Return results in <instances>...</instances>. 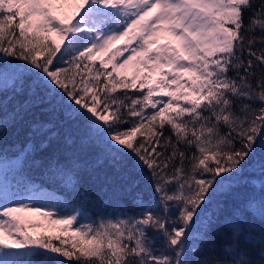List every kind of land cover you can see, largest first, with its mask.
I'll return each mask as SVG.
<instances>
[{"label": "snow or ice", "instance_id": "snow-or-ice-1", "mask_svg": "<svg viewBox=\"0 0 264 264\" xmlns=\"http://www.w3.org/2000/svg\"><path fill=\"white\" fill-rule=\"evenodd\" d=\"M0 97V264H264V0H0Z\"/></svg>", "mask_w": 264, "mask_h": 264}, {"label": "trees", "instance_id": "trees-1", "mask_svg": "<svg viewBox=\"0 0 264 264\" xmlns=\"http://www.w3.org/2000/svg\"><path fill=\"white\" fill-rule=\"evenodd\" d=\"M98 67V62L96 64ZM2 98V97H0ZM30 120H44L46 117H44L39 111H36L34 115H32ZM27 125H25L24 129L20 131L19 135H16L15 133H10L7 143L0 145V162H3L5 160L11 161L16 158L18 155V150L22 149L27 138ZM7 149L5 152L4 149ZM264 154L261 152V149L258 147L256 151V159H259L261 155ZM82 157L85 159H91L92 153L86 152L81 153ZM253 171L252 168H246L243 176H248L249 173ZM24 175L29 180V182L37 187L42 188L44 191L54 194L56 197L63 199L65 196L68 195V193L65 192L63 187L60 185L51 182L47 176L43 173L42 170L37 169H30L27 165L24 166ZM256 187H242L238 189V194L235 198H233L231 201L225 202V212L230 210L232 206H235V204L242 200H248L252 196H259V181L257 180L255 182ZM86 187L88 188L89 193L93 196V204L89 205L85 210L88 212L91 216L95 217L98 212L100 211H107L108 213L113 212H121V211H130L131 205L130 202L124 198L122 200H113L110 204L107 206L105 205V201L107 200V197H105V200L102 201L100 199V193L98 186L94 185L91 179L87 180ZM60 259H65L63 257H60ZM65 264H69L65 260Z\"/></svg>", "mask_w": 264, "mask_h": 264}, {"label": "rangeland", "instance_id": "rangeland-1", "mask_svg": "<svg viewBox=\"0 0 264 264\" xmlns=\"http://www.w3.org/2000/svg\"><path fill=\"white\" fill-rule=\"evenodd\" d=\"M65 10L68 11V12L71 11L70 8H66ZM126 55H128V53H125V56H126ZM121 59H123V58H121ZM109 70H110V69H109ZM130 73H131V69L127 70V74L130 75ZM27 218L30 219V220H32L33 222H37V223H40V224L42 225L41 228H37V229H35V230H34L32 233H30V234H38V233H41V232H43L45 235H52V234H55V233H53V232L50 231V230H49V231H45V229H47L48 226L45 224L44 221L40 220V218L35 217V216H29V217H27ZM65 235L67 236L68 233H66ZM13 251H15V250H13Z\"/></svg>", "mask_w": 264, "mask_h": 264}]
</instances>
